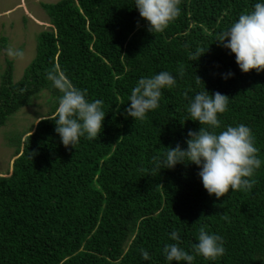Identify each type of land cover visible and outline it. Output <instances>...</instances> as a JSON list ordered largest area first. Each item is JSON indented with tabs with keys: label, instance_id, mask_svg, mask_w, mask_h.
<instances>
[{
	"label": "trees",
	"instance_id": "16d2710c",
	"mask_svg": "<svg viewBox=\"0 0 264 264\" xmlns=\"http://www.w3.org/2000/svg\"><path fill=\"white\" fill-rule=\"evenodd\" d=\"M256 3L264 0H181L179 17L161 33L148 31L135 0L44 3L51 25L39 32L34 58L18 81L10 69L0 78V125L41 94L48 100L0 175V264H177L163 253L176 243L170 233L194 254L203 225L222 237L225 253L214 261L197 255L193 264H264V71L242 72L216 42ZM197 50L204 54L192 61ZM54 67L89 101H103L95 140L82 136L66 148L55 121L41 120L55 115L62 95L47 79ZM163 71L176 84L161 90L159 107L143 121L127 116L138 81ZM204 88L229 97L217 133L239 124L253 133L261 167L249 191L217 199L195 164L159 169L153 160L177 144L187 148L188 131L201 125L190 119L185 93L191 99Z\"/></svg>",
	"mask_w": 264,
	"mask_h": 264
},
{
	"label": "clouds",
	"instance_id": "9594fccd",
	"mask_svg": "<svg viewBox=\"0 0 264 264\" xmlns=\"http://www.w3.org/2000/svg\"><path fill=\"white\" fill-rule=\"evenodd\" d=\"M180 3L181 0H135V7L140 17L148 21V31L161 33L170 22L179 17ZM216 42L235 54L236 63L242 72L248 73L253 69L258 73L264 71V3H256L251 12L240 15L237 22L218 35ZM203 54L204 52L201 54L197 50L191 56L192 61L198 60ZM8 55L22 58L24 53L9 49ZM178 73L182 77L184 68L180 67ZM232 75L233 73H228L224 78ZM47 79L62 95L55 115L41 120L55 121V132L66 148H75L82 136L95 140L102 131L106 115L102 110L103 101H89L87 90L74 86L58 68L48 70ZM196 82L199 84L203 81L196 75ZM175 84L174 76L166 71L141 78L131 91L130 106L125 109L127 116L134 120H145L148 111L159 107L161 90L172 88ZM185 99L188 100L187 112L190 119L198 121L201 127L199 131H188L186 149L177 144L174 148H168L163 159L153 157L157 168L172 169L177 164H195L200 168L198 175L203 187L217 199L225 196L230 189L251 190L256 183L253 179L255 172L261 167L259 150L254 146L251 129L239 124L227 126L226 130L219 133L215 131L221 126L218 114L227 110L229 97L219 92L210 95L204 88L191 99L185 93ZM221 218L228 219L226 214H222ZM206 228L207 225H203L199 229L198 243L192 245L194 254H189L180 247L178 231L173 230L170 238L176 243H169L163 248L167 261L193 264L197 255L212 261L222 256L225 253L222 237L208 233ZM140 252L143 259L150 258L148 251L141 249Z\"/></svg>",
	"mask_w": 264,
	"mask_h": 264
},
{
	"label": "rangeland",
	"instance_id": "374dc122",
	"mask_svg": "<svg viewBox=\"0 0 264 264\" xmlns=\"http://www.w3.org/2000/svg\"><path fill=\"white\" fill-rule=\"evenodd\" d=\"M56 1L0 0V78L8 69L13 82L21 78L35 56L39 32L51 25L44 3ZM9 49L22 51L24 55L22 58L9 56ZM46 95L34 98L0 125V175L11 169L18 136L26 133L39 116L47 113Z\"/></svg>",
	"mask_w": 264,
	"mask_h": 264
},
{
	"label": "crops",
	"instance_id": "0c3cea01",
	"mask_svg": "<svg viewBox=\"0 0 264 264\" xmlns=\"http://www.w3.org/2000/svg\"><path fill=\"white\" fill-rule=\"evenodd\" d=\"M36 20V19H35ZM38 21V20H37Z\"/></svg>",
	"mask_w": 264,
	"mask_h": 264
}]
</instances>
